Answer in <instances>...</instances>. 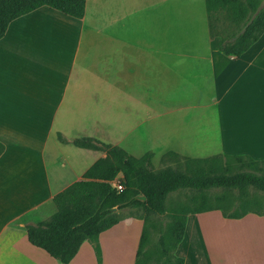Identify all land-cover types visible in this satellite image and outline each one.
<instances>
[{"label":"crops","instance_id":"1","mask_svg":"<svg viewBox=\"0 0 264 264\" xmlns=\"http://www.w3.org/2000/svg\"><path fill=\"white\" fill-rule=\"evenodd\" d=\"M90 1L83 19L41 7L14 20L0 40V264H60L29 242L27 226L49 221L57 212L54 197L106 157L105 145L131 155L121 144L149 121L154 144L163 146L144 154L153 159L264 161V34L235 58L212 37L206 0H129L128 10L103 0L89 15ZM145 12H152L153 44L130 43L121 27ZM191 21L206 27L204 36L195 31V48L186 44L196 27ZM168 78L188 83L195 90L181 91L195 97H167ZM207 91L211 96L202 98ZM115 117L129 124L116 143ZM81 138L101 149L77 147ZM220 212L187 215L174 255L184 264H264V216L248 212L236 220ZM119 227L128 240L118 264H135L139 219L120 220L100 235L103 264H111L108 249L119 242L108 235ZM221 240L238 254L223 253ZM70 264H98L90 242Z\"/></svg>","mask_w":264,"mask_h":264},{"label":"trees","instance_id":"2","mask_svg":"<svg viewBox=\"0 0 264 264\" xmlns=\"http://www.w3.org/2000/svg\"><path fill=\"white\" fill-rule=\"evenodd\" d=\"M49 7L75 19H83L86 0H0V40L16 19L25 16L41 7ZM210 18V31L215 37L213 19L227 11V20L236 31L226 37L220 36L219 50L228 56L241 57L264 34V0H206ZM74 144L79 148L100 150L98 143L91 138L76 139ZM106 157L99 159L84 174L83 179L70 185L54 197L57 212L49 221L35 226H27L29 242L45 252L60 264H70L85 242L93 246L98 264H103V252L100 235L118 225L120 219L116 211L125 207H141L148 212L163 215L166 212V199L172 192L191 190H210L214 188L240 189L254 187L264 191V174L253 173L206 175L196 171L192 175L163 171L152 173L145 168L150 164L151 154L135 158L119 147L105 145ZM0 143V156L4 152ZM249 159L241 156H214L207 159L187 160L191 164H210L217 169L221 159ZM216 167V168H215ZM121 178L122 191H117L112 183ZM144 197L145 201L138 199ZM259 202H255L258 204ZM207 205V204H206ZM229 214L223 207L202 206L197 211L183 209L173 215V223L167 228L159 241L158 252L168 256L175 252L182 242L186 228V217L189 214L204 213L222 209L223 216L230 219L243 218L250 209ZM264 214V213H258ZM146 221L142 228L135 264H147L151 255L145 253L149 242ZM177 258L179 264L184 260Z\"/></svg>","mask_w":264,"mask_h":264},{"label":"rangeland","instance_id":"3","mask_svg":"<svg viewBox=\"0 0 264 264\" xmlns=\"http://www.w3.org/2000/svg\"><path fill=\"white\" fill-rule=\"evenodd\" d=\"M129 0H112V4L115 8L123 7L127 8ZM146 2V0H145ZM104 3L103 0H91L88 4V14L90 15L91 12H95L94 8L96 6H102ZM136 4V0H135ZM119 7H116V6ZM150 6V5H149ZM113 6L111 5V8ZM143 8H148V5L145 3ZM103 8V7H102ZM96 13V12H95ZM97 13L100 15L98 18L101 23H106L105 14L103 11H97ZM139 20H135L134 18H129L128 21L125 24V27H121L122 32H127L126 40H128L130 43H136L138 41L139 43L144 38L145 42H149L153 44V29L155 28L154 22L152 19V12H145L143 15L138 16ZM108 23V22H107ZM196 25V27H193L194 32L193 34L190 32L188 35L192 37H187L186 44L190 43L194 45L193 47H197V38L200 36L199 34H203L206 31V27L204 24L198 22H186V24ZM213 23L215 25V37H218L220 39V36L226 37L230 33L235 32L236 26L231 24L229 20H227V11H222L218 13L215 18L213 19ZM187 26V25H186ZM196 32L199 34L196 35ZM143 35V37H142ZM220 35V36H217ZM165 83V82H164ZM166 85L168 86V96H171L174 94L177 95V98L182 99V96L185 98L187 97H195V93H185L181 91V89H184V87H188V83H185V81L181 79H171L166 81ZM147 87V84L146 86ZM187 89H194L193 87H188ZM149 95H152L151 92H148ZM164 95H166L163 92ZM200 97V94H197ZM211 96V93L207 91L206 93L202 94V98H206ZM144 112V111H143ZM146 112V111H145ZM210 115V112H209ZM143 116L139 117L142 119ZM115 124L114 129L111 131V137L112 141L116 143L117 141L121 140V137L126 135L129 131L127 129L128 127V119L124 118L123 122H121V118L115 117L114 118ZM206 120H204L205 123ZM155 122L149 121L147 122L144 127H141L138 131L131 133L127 136V139L123 144H121L120 147H124V149H128L129 153L131 155H134L136 157L142 156L147 151H152L154 153L162 151V145L160 141H157V144L155 145L152 132L154 128ZM208 124V123H207ZM211 124V123H210ZM116 129V130H115ZM196 135H199L197 132ZM75 150V147L66 148V153H70V151ZM188 161H185L183 159H172L168 158L167 156L162 159H150V164H145V168L148 169V171L152 173H160L163 171H172L175 173L180 174H186V175H192L196 171H203L206 173V175H214V174H238V173H253L257 175H263L264 174V162L254 164L249 159H243V160H236V159H221V163L219 164L218 168H214V166L210 164H191L188 165ZM216 168V167H215ZM138 199L145 201L144 197H138ZM259 202L258 204H255V202ZM207 204V205H206ZM166 212L163 215L157 214L155 212H148L144 208L141 207H125L120 210H117L116 216L120 220H126V219H139L140 221H146V229L149 232V242L148 245H146L145 253H149L151 255V258L149 259L147 264H179L177 261V258L174 257V252H169L168 256H163L160 252H158L159 248V241L161 236L165 233L167 228L173 223V215L177 211H181L183 209H187L190 211H197L202 206L208 207H223L225 208L226 212L229 214H233L234 212H241L242 208L241 206H244V209H250L252 210V214L257 216H264V214H258V213H264V191L258 190L254 187H248L243 190L240 189H225V188H214L210 190H191V189H183L178 190L175 192H172L168 195L166 199ZM216 210V209H215ZM213 210L212 213L220 212V214L223 215L222 209H219L217 211ZM226 218V217H224ZM228 219V218H226ZM230 219V218H229ZM143 228V227H142ZM141 228V229H142ZM126 229L124 227H119L115 231L110 232L108 236L111 235L116 238V241L119 242L116 247L111 248L110 252L108 249V258L110 259L111 264H118L120 260L117 258L118 256H121L122 254H125L124 248L127 245L128 240V233H126ZM135 232V230L133 231ZM226 243H224L221 240V243L219 246L222 247V251H228L229 254L235 255L238 254V251L235 253V246L230 247L226 246ZM220 255V254H218ZM179 258V257H178ZM121 263V262H120Z\"/></svg>","mask_w":264,"mask_h":264},{"label":"built area","instance_id":"4","mask_svg":"<svg viewBox=\"0 0 264 264\" xmlns=\"http://www.w3.org/2000/svg\"><path fill=\"white\" fill-rule=\"evenodd\" d=\"M112 186L117 190V191H122L123 190V185L121 183V178H117L113 183Z\"/></svg>","mask_w":264,"mask_h":264}]
</instances>
